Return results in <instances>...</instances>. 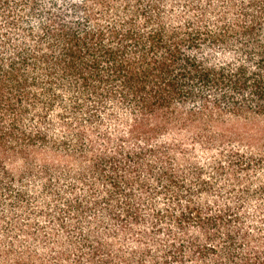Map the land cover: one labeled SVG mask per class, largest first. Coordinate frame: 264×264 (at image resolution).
<instances>
[{
  "label": "trees",
  "instance_id": "trees-1",
  "mask_svg": "<svg viewBox=\"0 0 264 264\" xmlns=\"http://www.w3.org/2000/svg\"><path fill=\"white\" fill-rule=\"evenodd\" d=\"M164 1L0 0V176L10 177L15 162L30 171L48 145L65 144L27 128L47 123L49 113L78 126L73 143L86 137L81 112L93 130L110 106L127 113L126 140L144 148L94 155L96 175L108 163L116 169L118 158L138 170L146 154L163 155L153 143L172 130L207 135L227 116L264 119V0H190L196 16L183 21L166 16ZM162 174L172 182L167 168ZM230 213L203 217L188 207L165 217L173 227L163 245L142 234L127 249L119 242L130 233L124 227L110 240L52 236L46 249L5 236L0 264H264L260 242ZM125 217L139 220L131 210Z\"/></svg>",
  "mask_w": 264,
  "mask_h": 264
},
{
  "label": "rangeland",
  "instance_id": "rangeland-1",
  "mask_svg": "<svg viewBox=\"0 0 264 264\" xmlns=\"http://www.w3.org/2000/svg\"><path fill=\"white\" fill-rule=\"evenodd\" d=\"M206 1L197 0L203 6ZM211 1L217 5L221 0ZM189 3L165 0L163 10L172 21L195 18ZM214 16L210 11L207 21ZM77 117L86 135L80 143L72 142L78 126L65 127L55 113L48 114L45 124H28L29 130H39L49 140H68L48 145L32 160L30 171L15 162L9 168L10 177L0 176V240L8 236L46 249L44 242L52 243V236L65 243H81L88 235L93 240L94 232L95 239L110 240L124 227L130 231L119 240L124 249L134 247L142 234H147L143 242H150L155 234L163 245L167 230L173 227L165 217L176 218L192 207L203 217L230 209V215L239 219L238 227L252 237L253 244L260 242L256 246L264 252V119L227 116L207 129V135L195 129L172 130L153 143L164 156L146 154L138 170L133 162L118 158L116 169L108 163L96 175L94 155L130 152L144 144L126 140L123 120L128 115L118 108L110 106L97 114L99 128L94 130L93 124L83 125L88 112ZM102 135L113 142L105 145ZM163 168L172 182L162 174ZM109 178L118 181L119 190L112 189ZM130 210L138 221L125 217Z\"/></svg>",
  "mask_w": 264,
  "mask_h": 264
}]
</instances>
